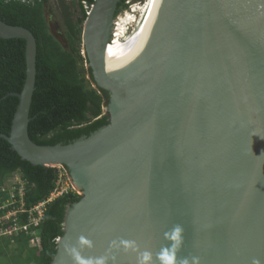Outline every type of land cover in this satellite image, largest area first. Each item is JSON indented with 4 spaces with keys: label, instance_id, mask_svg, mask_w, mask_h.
<instances>
[{
    "label": "water",
    "instance_id": "1",
    "mask_svg": "<svg viewBox=\"0 0 264 264\" xmlns=\"http://www.w3.org/2000/svg\"><path fill=\"white\" fill-rule=\"evenodd\" d=\"M122 1L95 0L83 30L108 124L68 145L31 140L37 40L0 19V39L26 42L25 83L9 94L19 103L0 139L35 167L66 168L82 192L51 264H74L65 244L135 264V253L111 246L121 238L155 259L175 224L184 227L180 258L264 264V0H160L136 54L109 71Z\"/></svg>",
    "mask_w": 264,
    "mask_h": 264
},
{
    "label": "trees",
    "instance_id": "2",
    "mask_svg": "<svg viewBox=\"0 0 264 264\" xmlns=\"http://www.w3.org/2000/svg\"><path fill=\"white\" fill-rule=\"evenodd\" d=\"M119 5L121 11L125 3ZM65 10L68 49L51 34L46 17L49 0H0V19L10 25L28 29L37 40V77L30 110L29 136L40 146L68 145L90 136L108 124L103 116L107 94L88 89L78 66L80 55L79 30L87 14L83 2L89 6L95 0H75L81 19L72 20L69 6L60 0ZM26 79V42L0 39V134L9 135L19 100L9 96L20 94ZM57 168L35 167L23 161L4 139H0V187L4 178L19 173L26 182L27 209L46 200L55 189ZM66 169V168H65ZM5 199L0 194V202ZM81 197L65 194L48 206L42 226L38 229L40 244L32 246L30 237L21 235L11 241L0 240V256L10 258L8 264H51L57 251V241L64 234L66 209Z\"/></svg>",
    "mask_w": 264,
    "mask_h": 264
},
{
    "label": "built area",
    "instance_id": "3",
    "mask_svg": "<svg viewBox=\"0 0 264 264\" xmlns=\"http://www.w3.org/2000/svg\"><path fill=\"white\" fill-rule=\"evenodd\" d=\"M82 4L88 16L92 5L89 6L86 2ZM60 178L61 176L58 175L55 189L48 198L29 209L25 206L27 186L21 175L13 173L4 178L0 187V194L5 197L0 202V240L11 241L12 247L15 238L25 235L30 237L32 246L40 244L38 229L43 224L48 206L61 196L70 193V190L61 189Z\"/></svg>",
    "mask_w": 264,
    "mask_h": 264
},
{
    "label": "rangeland",
    "instance_id": "4",
    "mask_svg": "<svg viewBox=\"0 0 264 264\" xmlns=\"http://www.w3.org/2000/svg\"><path fill=\"white\" fill-rule=\"evenodd\" d=\"M74 1L75 0H65V3L69 6V13L72 16L71 17L72 20L74 22H77L79 19H81V11L78 7H75L73 5ZM150 1L151 0H130L126 2L124 8L121 11H119L118 17L132 10L135 6H140L143 7L142 16L140 17V19H142V17L144 16L143 13L147 10ZM65 13L66 12L62 8L60 0H49V4L46 7V17L49 24L50 32L63 45L65 49H68L69 41H68L67 29L65 25V16H64ZM138 26L136 27L131 25L127 33L132 35L135 32L134 30L137 29ZM79 28H80L79 30H82L83 32L84 25L80 24ZM78 45L80 46V55H81V57L78 59V66L83 74V77L86 79L87 88L96 90L99 93L98 89L95 88V84L91 76V71L89 69V64L84 48L83 34L79 37ZM106 105H107V100H105L104 103L103 116L109 117V112L108 111L106 112ZM56 170H58V175L61 176L60 178L61 189L70 190V193L81 197L82 192L79 191L76 187L72 186V179L67 169L58 166ZM9 262H10V258L8 257V255L0 256V264H8Z\"/></svg>",
    "mask_w": 264,
    "mask_h": 264
},
{
    "label": "clouds",
    "instance_id": "5",
    "mask_svg": "<svg viewBox=\"0 0 264 264\" xmlns=\"http://www.w3.org/2000/svg\"><path fill=\"white\" fill-rule=\"evenodd\" d=\"M264 139V137H261ZM184 227L181 224L173 225L169 230L163 233L164 239L168 242L166 245L162 246L158 252L154 254L149 249L141 250L136 241L120 239L119 241H113L112 247L116 249L122 248L125 252H133L136 254L135 264H201L199 256L190 257H178V252L184 243ZM59 240V239H58ZM78 244L83 246L92 247V241L88 240L86 237L81 236L78 240ZM66 251L71 256L74 264H109V260L115 264V256H101L94 258H84L81 256L80 252L76 247H70L69 245H64ZM252 264H261L259 259H253Z\"/></svg>",
    "mask_w": 264,
    "mask_h": 264
},
{
    "label": "bare ground",
    "instance_id": "6",
    "mask_svg": "<svg viewBox=\"0 0 264 264\" xmlns=\"http://www.w3.org/2000/svg\"><path fill=\"white\" fill-rule=\"evenodd\" d=\"M159 2L160 0H151L147 10L143 13L142 19L140 17L142 16L143 7L140 6H135L116 19L112 41L109 44V71L122 67L129 58L136 54ZM131 25L138 26L137 29L133 28L135 32L132 35L127 33Z\"/></svg>",
    "mask_w": 264,
    "mask_h": 264
}]
</instances>
